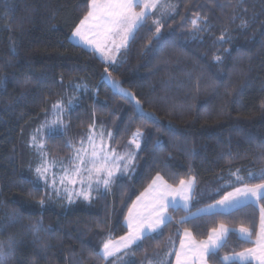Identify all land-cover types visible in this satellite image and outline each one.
<instances>
[{
	"label": "trees",
	"instance_id": "obj_1",
	"mask_svg": "<svg viewBox=\"0 0 264 264\" xmlns=\"http://www.w3.org/2000/svg\"><path fill=\"white\" fill-rule=\"evenodd\" d=\"M165 2L171 7L155 9L108 64L70 42L89 0H0L3 264H160L168 257L172 264L185 229L200 241L220 224L250 228L255 240L264 201L179 221L241 187L233 173L250 186L264 183V0ZM106 78L133 100L114 94ZM70 100L65 128L46 138L52 160L70 158L92 128L112 133L119 152L137 130L142 136L130 176L116 178L108 192L89 201L67 204L37 178L39 159L30 140L53 106ZM157 175L170 187L194 178L190 210L170 209L171 222L124 259L96 255L107 239L127 234L129 208ZM254 246L232 231L208 264H223L225 255Z\"/></svg>",
	"mask_w": 264,
	"mask_h": 264
},
{
	"label": "snow or ice",
	"instance_id": "obj_2",
	"mask_svg": "<svg viewBox=\"0 0 264 264\" xmlns=\"http://www.w3.org/2000/svg\"><path fill=\"white\" fill-rule=\"evenodd\" d=\"M140 7V11L135 9ZM171 5L165 0H89L88 12L80 20L79 25L73 31L74 37H79L86 44L93 45L97 52H119L123 47H126L128 42L134 38L135 32L143 27L150 9L167 8ZM156 25L155 33L158 36L161 33V21L154 20ZM194 27L197 26V21L193 20ZM151 30V29H149ZM92 37V38H90ZM224 36L221 37L223 41ZM111 46V47H109ZM115 59V57H113ZM217 61L220 57H215ZM114 84L116 82H113ZM73 101L70 100L69 104ZM137 103H139L137 101ZM58 112H63V106L58 102L53 106ZM151 115V114H149ZM62 123L59 117L51 124ZM104 133H100V143H96L95 134H89L88 146L81 141V146L74 149V155L70 157V167L62 168L63 174L59 177L57 186L56 174H52L51 185L48 184V173L55 162L49 164L46 160V154L41 153L42 164L35 169L37 178L45 182L46 186L54 188L59 195L61 189L67 195L69 202H72L73 196L82 197L84 200H90L91 193L95 189L99 191L102 185L104 189H108L113 182L116 173L128 171L133 164L135 154L118 155L115 150H108L103 141ZM111 138L112 133H108ZM141 132L137 130L133 134V139L130 143H134L139 149L141 147L140 139ZM35 142V137L33 138ZM71 147V145H67ZM39 147H43L39 145ZM236 180L242 183L241 187H236L230 192H225L224 196L214 205H209L207 209L200 210L201 212H210L212 209H220L230 211L238 209L242 205L248 203H260L264 201V183L250 186L244 183L245 178L238 173H233ZM251 178L254 174L249 173ZM260 177L264 178V169L260 172ZM162 178L157 175L153 180L152 185H157V181ZM194 178L187 180L181 179L178 188H172L166 183H161L149 197L147 203H140L141 198L145 197V193H141V197H137V201L133 202V206L128 210L126 220L128 222V233L113 241L107 239L96 255L101 256L104 260L109 258H118L117 254L130 249L148 233H157L162 225L171 222L172 217L168 215L169 210H179L183 207L185 211L189 210L191 200V192L194 185ZM79 185L77 189L76 186ZM179 201L182 203H179ZM43 204V201H41ZM195 215V214H192ZM16 217L15 212L11 214ZM189 217H182L180 223H185ZM39 230V223L33 226V231ZM234 230L227 228L224 224L211 229L206 240L197 241L193 234L188 229H185L184 236L180 241V248L176 250V264H208V259L216 256L222 247L227 242L228 235ZM241 238L249 240L252 231L250 228L241 226L239 228ZM256 240L254 247L245 249L242 252L234 253L233 255H225L220 258L223 264H264V207L260 208V226L256 231ZM3 248H0V264H3Z\"/></svg>",
	"mask_w": 264,
	"mask_h": 264
},
{
	"label": "rangeland",
	"instance_id": "obj_3",
	"mask_svg": "<svg viewBox=\"0 0 264 264\" xmlns=\"http://www.w3.org/2000/svg\"><path fill=\"white\" fill-rule=\"evenodd\" d=\"M136 11H140L141 9H140V7H137L136 9H135ZM155 9H150V10H148L149 11V15L148 16H150L152 13H153V11H154ZM90 38H92V37H90ZM70 42L71 43H73V44H75V45H77V46H80V47H82V48H84L85 50H87V51H90V52H93V53H95V54H97V56L103 61V62H105V63H108V64H113L114 63V61H115V59H116V57H117V54L119 53V52H115L114 50L110 53V52H108L107 50H105L104 52H97L96 50H95V47L93 46V45H89V44H86L83 40H81L79 37H74L73 35L70 37ZM129 43V42H128ZM128 45V44H127ZM127 45H126V47H127ZM109 47H111V46H109ZM126 47H123V48H121L120 50H122V49H124V48H126ZM119 50V51H120ZM113 57H115V59H113ZM62 106H63V108H64V110H63V112H58L57 110H55V109H53L52 110V112H51V116L44 122V124L42 125V126H40V128L33 134V136L31 137V140H30V147H32L33 149H34V151L36 152V154L38 155V159H39V166L42 164V156H41V153L43 152V153H45L46 154V160H47V162L49 163V164H52L53 162H55V164H54V167H52L51 169H50V171H49V173H48V177H49V180H48V184L49 185H51V182H52V174L53 173H55L56 174V178H57V186H59V184H58V180H59V177L63 174V172H62V168L63 167H65V166H68V167H70V163H69V161H70V158H68L67 160H65V161H55V160H52L49 156H48V153H47V151H46V138L48 137V136H50V135H52L54 132H56V131H63V129L65 128V116H66V114H67V111L68 110H70L72 107H73V102L71 103V104H69V102H67V103H65V104H63V103H60ZM138 107V106H137ZM137 111H139L140 112V110H139V108L137 109ZM59 117V119H60V121H62V123H57V124H51V121H55V120H57V118ZM101 132H103L104 133V136H103V141H104V144H105V146H106V148L108 149V150H112V149H114L113 148V143H112V136H111V138H109V136H108V132L105 130V128H92L91 130H90V132L88 133V135H87V137L86 138H82V139H80L79 141H78V143L76 144V145H74L73 147H72V150H73V153H72V156L74 155V149H76V148H79L80 146H81V141H83L84 142V145L85 146H88V136H89V134H92V133H94L95 134V138H96V143L97 144H99L100 143V133ZM35 137V142H33V138ZM132 139H133V137H132ZM132 139H131V141H132ZM140 143H141V141H140ZM39 145H42L43 147L41 148V147H39ZM128 148H126L125 147V149L123 150V151H116L115 149V152H116V154H118V155H126V154H135V159H134V162H133V164L129 167V169H128V171H126V172H124V171H121V172H117L116 173V176H115V178H114V180L116 179V178H119V177H128V176H130L132 173H133V169H134V165H135V163H136V158H137V155H138V152H139V150H140V148L139 149H137V147H136V145L134 144V143H129V146H127ZM71 156V157H72ZM36 173V172H35ZM37 175V174H36ZM114 180H113V182H114ZM44 185H45V182L44 181H42V180H40ZM113 182L111 183V185L109 186V188L108 189H104L103 188V186L101 185L100 186V188H99V191H97V190H93L92 191V193H91V197L93 198V197H95L96 195H98L99 193H104V192H108L109 190H110V188H111V186H112V184H113ZM161 183H165L163 180H161V181H157V185H153V187L152 188H150V186L148 187V193H146V195H145V197H142L141 198V201H140V203H147L148 202V199H149V197L153 194V190L158 186V185H160ZM151 185H152V183H151ZM46 186V185H45ZM179 187V186H178ZM178 187H172V188H178ZM76 188L78 189L79 188V185H77L76 186ZM194 188H195V183H194V185H193V189H192V192H191V200H190V203H189V210H190V208H191V206H192V204H193V201H194V199H193V193H194ZM46 189H48V191H49V193H50V195H52V196H55V197H57V198H63L64 200H66V203L67 204H69L70 202H69V200H68V197H67V195L63 192V190L61 189V191H60V193H59V195L57 194V192H56V190L54 189V188H52V187H50V186H46ZM145 193V192H144ZM139 197H141V196H139ZM84 200L82 197H76V196H73V199H72V202H75V201H77V200ZM177 200H178V202L179 203H182V202H180L179 201V198H177ZM84 201H89V200H84ZM135 201H137V199L135 200ZM71 202V203H72ZM214 204H216V203H214ZM214 204H212V205H214ZM249 204H254V205H257L258 203H248V204H245V205H242L241 207H244V206H246V205H249ZM132 206H133V204H132ZM131 206V207H132ZM130 207V208H131ZM241 207H239V208H241ZM208 208V206H205V207H201V208H199V209H197L196 211H194L192 214H195V215H190V216H188V217H197V216H208V215H212V214H216V213H223V214H227V213H230V212H232V211H235V210H237V209H233V210H230V211H223V210H220V209H212L210 212H201L200 210H203V209H207ZM238 208V209H239ZM179 209H181L182 211H185L184 210V208L183 207H180ZM185 212H187V211H185ZM168 215H169V213H168ZM127 216H128V214H127ZM126 216V217H127ZM124 226H125V228L127 229V233H128V222H127V220L125 219V221H124ZM164 225H162L161 226V228L163 227ZM260 226V213H259V224H258V227ZM161 230V229H160ZM159 230V231H160ZM258 230H259V228H258ZM158 231V232H159ZM235 231V233L238 235V237L241 239V240H244V239H242L241 238V235H240V233H239V229L238 230H234ZM157 232V233H158ZM157 233H148L145 237H147V236H152V235H154V234H157ZM253 235V234H252ZM251 235V237H250V239L249 240H251V241H253V243H254V241L256 240V235L254 236L255 237V240H253L252 239V236ZM183 236H184V233H182V235H181V238L179 239V243H178V245H177V247L175 248V250H174V252H172V254H171V256H172V264H176V255H175V252H176V250H178L179 248H180V241H181V239L183 238ZM144 237V238H145ZM143 238V239H144ZM248 240V241H249ZM114 241H116V240H114ZM246 241V240H245ZM141 242V241H140ZM140 242H138L137 243V245L140 243ZM136 245H133L130 249H128V250H126V253L128 254L129 253V251L133 248V247H135ZM127 254H125L123 251L121 252V253H118L117 254V257H119V259H124V257H125V255H127ZM169 258V257H168ZM168 258H166V262L164 261V262H162V263H160V264H169V262H168ZM113 259H115V260H118V258H109L108 260H113ZM107 260V261H108ZM156 262V261H155ZM154 261H150V262H148L147 264H157V262L155 263ZM115 264H118V263H115Z\"/></svg>",
	"mask_w": 264,
	"mask_h": 264
},
{
	"label": "water",
	"instance_id": "obj_4",
	"mask_svg": "<svg viewBox=\"0 0 264 264\" xmlns=\"http://www.w3.org/2000/svg\"><path fill=\"white\" fill-rule=\"evenodd\" d=\"M105 84L109 86L114 94L133 100L128 92L124 91L119 85L112 83L109 78L105 79Z\"/></svg>",
	"mask_w": 264,
	"mask_h": 264
}]
</instances>
